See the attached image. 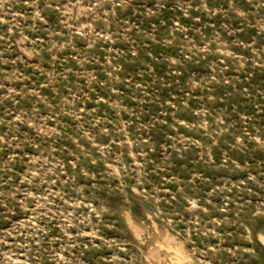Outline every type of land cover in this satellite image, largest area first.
Returning a JSON list of instances; mask_svg holds the SVG:
<instances>
[{
  "label": "rangeland",
  "instance_id": "374dc122",
  "mask_svg": "<svg viewBox=\"0 0 264 264\" xmlns=\"http://www.w3.org/2000/svg\"><path fill=\"white\" fill-rule=\"evenodd\" d=\"M0 264H264V0H0Z\"/></svg>",
  "mask_w": 264,
  "mask_h": 264
},
{
  "label": "bare ground",
  "instance_id": "6f19581e",
  "mask_svg": "<svg viewBox=\"0 0 264 264\" xmlns=\"http://www.w3.org/2000/svg\"><path fill=\"white\" fill-rule=\"evenodd\" d=\"M134 228H135V230H136L137 232H139V230H140V227H139V226L134 225ZM167 240H168V239H167ZM168 241L170 242L171 240H168ZM164 245H165V244H162L161 247H165ZM178 247H179V252H181L182 248L180 247V245H178ZM158 248H159V247H158ZM159 249H162V248H159ZM176 258L180 260V259L182 258V255H181V254H178Z\"/></svg>",
  "mask_w": 264,
  "mask_h": 264
}]
</instances>
